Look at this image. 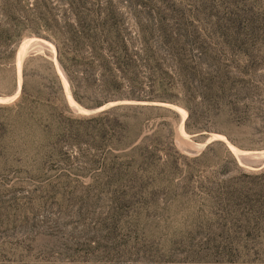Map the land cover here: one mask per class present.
Returning <instances> with one entry per match:
<instances>
[{"label":"rangeland","instance_id":"obj_1","mask_svg":"<svg viewBox=\"0 0 264 264\" xmlns=\"http://www.w3.org/2000/svg\"><path fill=\"white\" fill-rule=\"evenodd\" d=\"M47 4L59 20L79 7L74 0ZM85 6L124 13L119 28L126 40L163 56V71L141 70L150 82L167 72L172 78L162 75V82L178 89L188 72L226 65L248 79L264 110V0H86ZM24 38L46 45L24 56L19 72L17 45L10 70L0 72V264H264L260 132L258 141L232 131L231 142L214 131V120L195 118L196 106L186 131L187 111L159 104L171 113L149 120L142 133L166 122L158 143L147 140L160 147L158 156L139 170L143 183L116 185L108 180L118 153L112 123L94 118L118 102L92 108L71 99L72 107L54 45ZM28 56L54 65L68 118L64 138L49 140L31 112L18 110L19 94L13 96ZM230 147L263 156L240 162Z\"/></svg>","mask_w":264,"mask_h":264},{"label":"trees","instance_id":"obj_2","mask_svg":"<svg viewBox=\"0 0 264 264\" xmlns=\"http://www.w3.org/2000/svg\"><path fill=\"white\" fill-rule=\"evenodd\" d=\"M74 1L79 7L62 14L59 20L48 8L47 0H0V72L10 70L8 65L22 38L34 35L54 45L55 59L75 102L92 108L109 102H131L113 105L94 118L112 123L110 136L116 141L113 147L118 153L116 170L108 175L110 182L143 183L139 170H145L158 156L160 147L156 143L166 122H158L150 135L142 134L143 127L160 114L171 113L159 104L184 108L186 131L196 106L195 118L214 120V131L231 142L232 131L256 135L258 141L259 132L264 136V110L248 79L231 72L226 65H217L212 72H188L178 89L162 82V75L172 78L167 72H158L156 80L150 82L149 77L140 75L141 70L163 71L164 58L144 43L136 47L126 40L119 28L124 13L109 6L86 7V0ZM36 60L42 63L33 69L31 63ZM19 85L18 110L31 112L36 127L49 140L64 138V122L68 118L63 115L62 86L53 63L42 56L26 57ZM12 86L16 87L15 78ZM147 140L156 143L149 146ZM122 156L126 159L120 160Z\"/></svg>","mask_w":264,"mask_h":264},{"label":"bare ground","instance_id":"obj_3","mask_svg":"<svg viewBox=\"0 0 264 264\" xmlns=\"http://www.w3.org/2000/svg\"><path fill=\"white\" fill-rule=\"evenodd\" d=\"M41 45L45 46L46 42H44L42 40H36V39L35 40H29L28 39V40H24L21 43V45L18 48L19 50H17L18 54H17V58H16L17 59L18 72L20 70L21 62H22L24 56H26L31 50L38 49V46H41ZM17 77H18V85H19L20 84V75L18 74ZM60 77L62 79L64 90H65V93H66V96H67V99H68L70 105L72 107L76 108L75 103H73V101L71 100L72 98L70 97V93H69V89H68V85H67L68 83L66 81L64 74L60 73ZM18 90H19V87H18ZM18 90L14 94V96H13L14 98L18 95ZM183 119H184V114L182 115V121H183ZM182 121H181V124L179 126V133L177 135L179 141H183L182 139L184 138V136L181 132ZM212 139H219V140L221 139L222 140V137L221 136H214V137H212ZM200 147H203V145H201ZM230 149L240 162L257 160V159H259V157L263 156V153H264V152L263 153L262 152H259V153H255V152L242 153L233 147H230Z\"/></svg>","mask_w":264,"mask_h":264},{"label":"water","instance_id":"obj_4","mask_svg":"<svg viewBox=\"0 0 264 264\" xmlns=\"http://www.w3.org/2000/svg\"><path fill=\"white\" fill-rule=\"evenodd\" d=\"M29 38H24L19 44H18V48H19V46L21 45V43L24 41V40H28ZM126 103H131V102H126V101H121V102H118V103H116V104H126ZM115 104V105H116ZM143 104V103H142ZM239 151V150H238ZM240 152H242V153H249V152H245V151H240ZM234 155V154H233ZM235 156V155H234ZM236 157V156H235ZM237 158V157H236Z\"/></svg>","mask_w":264,"mask_h":264}]
</instances>
